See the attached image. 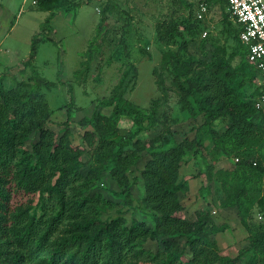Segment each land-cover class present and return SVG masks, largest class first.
Segmentation results:
<instances>
[{
  "label": "trees",
  "instance_id": "obj_1",
  "mask_svg": "<svg viewBox=\"0 0 264 264\" xmlns=\"http://www.w3.org/2000/svg\"><path fill=\"white\" fill-rule=\"evenodd\" d=\"M212 1L202 4L209 10ZM216 1L226 12V24L236 27L233 34L237 45L228 58L226 48L216 47L210 62L196 60L189 55L179 26H158L160 42L175 41L179 46L165 55L157 83L162 87L163 74H170L182 107L194 118L202 115L195 138L171 146L174 133L166 129L156 140L159 145L147 147L137 140L128 148L132 140L119 139L120 120L132 117L138 126L137 135L155 126L157 113L155 108L147 114L128 109L124 92L117 90L113 97L97 104L91 117L80 121L91 126L82 136L87 150L71 139L74 96L66 106L64 127L58 132L50 127L52 110L43 89L51 90L56 84L41 77L34 64L39 44L51 41L55 11L74 12L81 3L38 1L39 9L50 15L41 24L24 62L22 71L29 68L32 77L9 89L5 78L0 77V264H264V232L250 226L256 208L264 216V124L253 121L264 118V112L255 107L261 88L258 86L249 100L239 92L259 81L260 72L248 61L249 50L240 40L242 28L230 20L227 0ZM108 12L107 7L102 10L98 36L86 53L84 69L76 76L88 72L98 48L95 43L105 32ZM236 58L239 63L234 66ZM102 108H111V114H104ZM221 118L229 119L225 132L214 128ZM34 133L38 139L28 150L26 143ZM205 136L213 139L225 158L237 159L233 169L219 170L216 176L225 196L223 208L235 209L251 233L250 245L243 252L250 255L246 263L221 255L217 236L228 226L216 223L208 210L197 211L194 220L183 216L180 193L187 191V186L181 181L182 165L189 153L197 155L205 146ZM143 153L150 158L141 167ZM86 154L95 158L97 166L84 175ZM107 169L128 194L137 183V178H131L132 171L138 170L145 191L141 208L153 213V226L140 220L129 225L124 216L102 219L110 202L100 194L88 197L85 192ZM205 175L213 178L212 167ZM16 195H39L40 201L35 204L31 198L15 203ZM159 238L163 252L153 254L143 248L147 241ZM181 239H186L184 248Z\"/></svg>",
  "mask_w": 264,
  "mask_h": 264
},
{
  "label": "rangeland",
  "instance_id": "obj_2",
  "mask_svg": "<svg viewBox=\"0 0 264 264\" xmlns=\"http://www.w3.org/2000/svg\"><path fill=\"white\" fill-rule=\"evenodd\" d=\"M38 1L0 0L3 5L0 6V25H3L0 27V41L3 40L1 51H10L7 55L0 54V77L5 78L6 89L21 81H29L32 77L29 68L22 71L24 62L32 52L33 41L40 33L41 24L50 15V12L39 9ZM70 1L81 3L80 8L70 13L61 9L55 11L51 41L39 44L34 63L41 77L56 84L51 90L43 89L52 110L50 127L56 132L64 127L66 106L74 96L76 111L70 124L71 139L74 145L87 150L82 136L91 126L83 125L80 121L91 117L97 104L113 97L118 90L124 92L123 102L128 109L147 114L155 108L157 113L155 126L137 135L134 134L138 126L132 117L120 120L119 139L132 140L128 148H133L137 140L147 147L159 145L156 140L165 135L163 133L166 129L174 133L171 146L185 138L193 140L196 129L203 123L202 115L194 118L182 107L170 74H163L162 87L157 83V74L162 70L165 55L176 51L179 46L175 41L160 42L158 26L162 23L179 26L188 43V53L196 60L210 62L216 47L226 48L228 58L237 45L233 34L236 27L226 24L223 7L216 0L212 1L208 12L200 19L199 8L208 0ZM105 7L109 8L105 32L95 43L98 48L90 61L88 72L76 76L77 72L84 69L86 53L98 36ZM205 32L208 33L206 36ZM5 57L11 62L8 68L2 64ZM238 63V58L232 61L234 66ZM258 86L260 83L256 80L242 87L239 92L249 100ZM101 111L109 115L112 109L102 108ZM253 121L264 124L262 117H256ZM228 122V118H221L214 124V128L225 132ZM144 126L148 127V121H145ZM204 138L205 146L197 155L189 153L182 165L181 181L187 186V191L180 193V201L184 206L183 216L194 220L197 211L208 210L216 223L228 226L225 232L217 236L221 255L231 259L240 258L242 263H246L250 255L243 252L250 245L251 233L243 227L235 209L223 208L225 196L216 176L219 170L233 169L237 159L225 158L222 149L215 146L211 137ZM37 139L38 134L34 133L27 141L26 149L32 150ZM149 158L150 154H142L141 167ZM83 161L84 175L88 174L90 167L97 166L91 154H86ZM209 167H212V179H207L205 175ZM131 178H137V183L128 194L118 187L107 169L85 194L88 197L100 194L110 202L102 212L104 221L124 216L129 225L133 220H140L153 226V213L141 208L145 191L137 169H133ZM31 198L35 204L40 201L39 195H16L14 202H27ZM250 226L254 231L264 232V216L258 208L252 214ZM180 243L184 248L186 239H181ZM143 248L153 254L164 251L161 238L147 241Z\"/></svg>",
  "mask_w": 264,
  "mask_h": 264
},
{
  "label": "built area",
  "instance_id": "obj_3",
  "mask_svg": "<svg viewBox=\"0 0 264 264\" xmlns=\"http://www.w3.org/2000/svg\"><path fill=\"white\" fill-rule=\"evenodd\" d=\"M227 4L230 20L242 28L240 40L249 50L248 61L260 72L261 93L255 107L264 112V0H227ZM207 12L208 6L201 4L199 18Z\"/></svg>",
  "mask_w": 264,
  "mask_h": 264
},
{
  "label": "crops",
  "instance_id": "obj_4",
  "mask_svg": "<svg viewBox=\"0 0 264 264\" xmlns=\"http://www.w3.org/2000/svg\"><path fill=\"white\" fill-rule=\"evenodd\" d=\"M0 6L3 7L2 4H0ZM1 16H2V14H0V21L2 20V19H1ZM2 26H3V25L1 24L0 27L2 28ZM5 37H6V35H5L3 38H5ZM2 41H3V40L1 39V41H0V52H1V53H0V54H5V55L10 54V51H9L8 49H7L6 51H1V45H2V43H3ZM5 55H4V56H5ZM4 56H3V57H4ZM0 57H1V55H0ZM3 57H2V58H3ZM6 57H7V56H6ZM6 57H5L4 61H2V64L5 65L6 68H8V67L10 66L11 62L8 61V59L6 60Z\"/></svg>",
  "mask_w": 264,
  "mask_h": 264
}]
</instances>
